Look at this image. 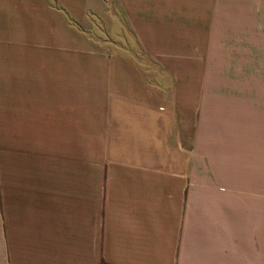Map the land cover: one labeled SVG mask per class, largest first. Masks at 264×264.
<instances>
[{
  "label": "crops",
  "instance_id": "1",
  "mask_svg": "<svg viewBox=\"0 0 264 264\" xmlns=\"http://www.w3.org/2000/svg\"><path fill=\"white\" fill-rule=\"evenodd\" d=\"M0 264H264V0H0Z\"/></svg>",
  "mask_w": 264,
  "mask_h": 264
}]
</instances>
